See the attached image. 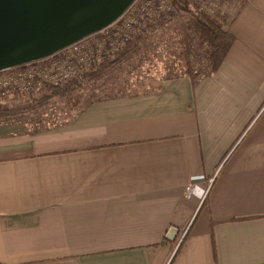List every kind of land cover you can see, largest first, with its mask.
Instances as JSON below:
<instances>
[{"label":"crops","instance_id":"1","mask_svg":"<svg viewBox=\"0 0 264 264\" xmlns=\"http://www.w3.org/2000/svg\"><path fill=\"white\" fill-rule=\"evenodd\" d=\"M229 29L197 81L0 124V264H264V0Z\"/></svg>","mask_w":264,"mask_h":264},{"label":"rangeland","instance_id":"2","mask_svg":"<svg viewBox=\"0 0 264 264\" xmlns=\"http://www.w3.org/2000/svg\"><path fill=\"white\" fill-rule=\"evenodd\" d=\"M142 3L143 0H138L136 7ZM129 15L131 11L120 23H124ZM190 18L191 14L182 7L177 14L167 15L162 25L151 28L131 62L124 63L123 67L103 69V76L72 85V90L66 96L56 94L52 98L42 99L38 94H24L21 91L0 96V104H9L13 108V115L0 116V124L24 126L32 132L47 130L65 123L98 98L153 90L162 77L185 73L188 64L194 66L196 71L205 73L208 68L202 55L196 52L193 57L190 56L181 43L182 25ZM233 18V15L228 16L221 24H228ZM124 31L122 27L119 29V33ZM116 34L115 31L111 32L108 42L112 37H119ZM85 70L83 67L81 74Z\"/></svg>","mask_w":264,"mask_h":264},{"label":"water","instance_id":"3","mask_svg":"<svg viewBox=\"0 0 264 264\" xmlns=\"http://www.w3.org/2000/svg\"><path fill=\"white\" fill-rule=\"evenodd\" d=\"M136 0H0V71L46 59L119 20Z\"/></svg>","mask_w":264,"mask_h":264},{"label":"built area","instance_id":"4","mask_svg":"<svg viewBox=\"0 0 264 264\" xmlns=\"http://www.w3.org/2000/svg\"><path fill=\"white\" fill-rule=\"evenodd\" d=\"M171 1L143 0L141 6L136 7L138 2L136 0L119 20L106 29L88 36L46 59L1 70L0 96L19 91L24 94H40L49 85H58L69 79L77 78L83 67L87 69L97 66L103 58L111 57V54L118 49L120 42L129 37L127 32L131 31L134 25H140L133 17L136 10L152 15L156 8L158 10L169 8ZM246 1L248 0H189V6L192 12H205L211 16L227 14L230 17L234 16ZM129 11H131V15L124 23H120ZM121 27L125 31L119 33ZM113 31L119 34V37H112L108 42ZM40 61L44 62L38 63ZM192 191L193 185L186 188L187 194Z\"/></svg>","mask_w":264,"mask_h":264},{"label":"trees","instance_id":"5","mask_svg":"<svg viewBox=\"0 0 264 264\" xmlns=\"http://www.w3.org/2000/svg\"><path fill=\"white\" fill-rule=\"evenodd\" d=\"M189 3V0H172L169 8L163 10H158L156 8L152 15L137 12L136 10L133 17L140 25H134V28L127 32L129 37L120 42L121 44L118 49L111 54V57L103 58L100 65H97V68L93 66L88 67L77 78L69 79L58 85H49V87L46 88L45 91H42V94H38V96L40 95L42 99L52 98L56 94L66 96V93L72 90V85L83 84V82L88 79L101 77L104 75L105 69L123 67L124 63L131 62V59L134 57L133 54H138L141 48L140 44L144 41L145 36L151 32L156 25H162V21L166 20L167 15L171 16L177 14V11L180 10L181 7L191 14V18L182 25L183 34L181 43L190 56L193 57L196 52L200 53L208 68L205 73L202 71L198 72L199 70L196 71L197 69L195 70L194 66L188 64L186 66L189 68H186L187 71L185 73L190 75L194 81H197L200 75L215 72L225 61L230 49L236 41L235 35L229 29V24L231 22L228 24L225 23L226 26L221 24V22H225V20L228 19L227 14L211 16L205 12H192ZM41 62L44 61L38 63ZM12 110L13 108L11 105L0 104V116H11L13 115Z\"/></svg>","mask_w":264,"mask_h":264}]
</instances>
